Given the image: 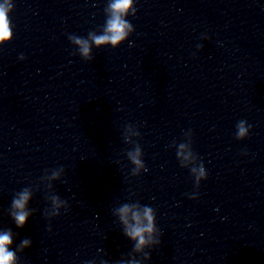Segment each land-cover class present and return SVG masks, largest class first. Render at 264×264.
Instances as JSON below:
<instances>
[{
	"label": "clouds",
	"instance_id": "1",
	"mask_svg": "<svg viewBox=\"0 0 264 264\" xmlns=\"http://www.w3.org/2000/svg\"><path fill=\"white\" fill-rule=\"evenodd\" d=\"M131 0H115L111 5L113 10V18L108 21L107 32L110 34L101 35L93 37L94 42L99 46L107 42H111L113 46L121 42L127 35L125 28H130L131 26L127 21L123 20L122 15L127 14V10L130 7ZM10 36L9 21H8V9L4 5H0V39L8 38ZM80 43V41H77ZM89 49L87 44H84L83 52L87 55ZM243 129L241 128V134H243ZM29 199V194L27 192L21 194L20 198L13 201V205L18 211L14 213V219L16 221L17 227H23L27 221L28 213L24 211L25 205ZM129 211L128 207L125 206L121 209L123 214H127ZM150 209H145V215L151 220ZM135 219H139L138 214H133ZM145 231H151V225L147 228H142L139 226H130V231L127 232L132 238H138V245L145 243L144 236L142 233ZM11 236L9 233L5 232L0 234V264H12L14 259V253L8 250V245L11 244ZM24 245L27 246L29 241L25 240Z\"/></svg>",
	"mask_w": 264,
	"mask_h": 264
}]
</instances>
